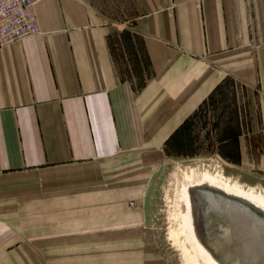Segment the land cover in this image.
<instances>
[{"label":"crops","instance_id":"obj_1","mask_svg":"<svg viewBox=\"0 0 264 264\" xmlns=\"http://www.w3.org/2000/svg\"><path fill=\"white\" fill-rule=\"evenodd\" d=\"M47 2L34 7L40 34L0 49V238L20 226L27 196L74 203L90 164L170 146L223 75L249 81L264 68V47L251 54L249 0H134L146 6L141 86L123 75L101 15L84 1ZM25 256L0 250V264Z\"/></svg>","mask_w":264,"mask_h":264},{"label":"rangeland","instance_id":"obj_2","mask_svg":"<svg viewBox=\"0 0 264 264\" xmlns=\"http://www.w3.org/2000/svg\"><path fill=\"white\" fill-rule=\"evenodd\" d=\"M46 1L48 8L66 6L65 0ZM76 1L111 25L110 44L123 75L141 86L150 65L136 28L146 6L134 0ZM249 1L253 55L264 47V0ZM261 73L249 81L237 71L223 75L170 146L117 153L106 158L104 169L90 164L74 203L66 194L43 196L47 202L41 205L27 196L12 222L20 226L4 230L0 250L26 255L12 259L15 264H188L179 235L187 170H195L196 178L222 175L264 195V68Z\"/></svg>","mask_w":264,"mask_h":264},{"label":"water","instance_id":"obj_3","mask_svg":"<svg viewBox=\"0 0 264 264\" xmlns=\"http://www.w3.org/2000/svg\"><path fill=\"white\" fill-rule=\"evenodd\" d=\"M198 195L206 221L201 234L214 244L217 259L225 264H264V215L222 192Z\"/></svg>","mask_w":264,"mask_h":264},{"label":"bare ground","instance_id":"obj_4","mask_svg":"<svg viewBox=\"0 0 264 264\" xmlns=\"http://www.w3.org/2000/svg\"><path fill=\"white\" fill-rule=\"evenodd\" d=\"M196 175L195 170H187L186 180L184 179L186 185L181 193V205L186 209L185 212H181V226L179 225L180 238H183L186 242L184 252L188 264H225L219 261L212 252L214 244L211 243V240L201 234V231L206 228V221L204 219V209L198 203L202 198L198 194L202 191L222 192L228 197L249 204L262 215H264V195L254 191H245L239 185H232L233 183L230 184L225 181V177L222 175H212L209 172H205L199 178H196ZM182 182H184L183 179ZM176 196L178 195L176 194Z\"/></svg>","mask_w":264,"mask_h":264},{"label":"built area","instance_id":"obj_5","mask_svg":"<svg viewBox=\"0 0 264 264\" xmlns=\"http://www.w3.org/2000/svg\"><path fill=\"white\" fill-rule=\"evenodd\" d=\"M39 0H0V49L40 34L34 7Z\"/></svg>","mask_w":264,"mask_h":264}]
</instances>
